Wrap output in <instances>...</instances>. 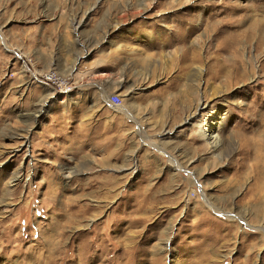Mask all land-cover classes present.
I'll return each instance as SVG.
<instances>
[{
    "label": "rangeland",
    "instance_id": "rangeland-1",
    "mask_svg": "<svg viewBox=\"0 0 264 264\" xmlns=\"http://www.w3.org/2000/svg\"><path fill=\"white\" fill-rule=\"evenodd\" d=\"M0 264H264V0H0Z\"/></svg>",
    "mask_w": 264,
    "mask_h": 264
},
{
    "label": "built area",
    "instance_id": "built-area-1",
    "mask_svg": "<svg viewBox=\"0 0 264 264\" xmlns=\"http://www.w3.org/2000/svg\"><path fill=\"white\" fill-rule=\"evenodd\" d=\"M49 83L53 84L55 86V89L58 91H63L66 88V85L68 84L67 80H60V79H54L51 77L50 70H49ZM108 102L114 106H121V97L118 94H111L108 98Z\"/></svg>",
    "mask_w": 264,
    "mask_h": 264
},
{
    "label": "crops",
    "instance_id": "crops-1",
    "mask_svg": "<svg viewBox=\"0 0 264 264\" xmlns=\"http://www.w3.org/2000/svg\"><path fill=\"white\" fill-rule=\"evenodd\" d=\"M82 51H94V50L88 49L84 46V44H81L78 36L76 38L74 34V37L71 40H68L66 44H62V47L60 48V50L55 53L82 52Z\"/></svg>",
    "mask_w": 264,
    "mask_h": 264
},
{
    "label": "bare ground",
    "instance_id": "bare-ground-1",
    "mask_svg": "<svg viewBox=\"0 0 264 264\" xmlns=\"http://www.w3.org/2000/svg\"><path fill=\"white\" fill-rule=\"evenodd\" d=\"M43 82L44 83H49V73L48 74H45L44 76H43ZM50 86H54L53 84H51L50 83ZM121 102H122V99H121ZM205 136L206 137H204V140H211V136L209 135V136H207V134L205 133ZM214 137V136H213ZM218 141V140H217ZM211 146H213V145H211ZM215 148H217V146L215 147ZM218 150V149H217ZM17 179V178H16ZM15 179V180H16Z\"/></svg>",
    "mask_w": 264,
    "mask_h": 264
}]
</instances>
